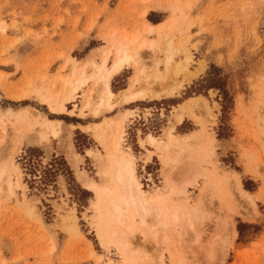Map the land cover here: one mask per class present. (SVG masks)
Here are the masks:
<instances>
[{"label": "rangeland", "instance_id": "rangeland-1", "mask_svg": "<svg viewBox=\"0 0 264 264\" xmlns=\"http://www.w3.org/2000/svg\"><path fill=\"white\" fill-rule=\"evenodd\" d=\"M159 2L0 0V190H5L8 178L14 190L11 197L7 191L0 193V246L7 245L11 256H22L31 264H87L89 258L96 264L90 254H100L97 228L91 221L83 228V215L78 219L75 208L100 197L84 187L88 180L102 187L107 178L97 175L99 161L105 158L99 137L109 140L118 116L130 111L132 115L123 119L122 146L127 151L132 147L127 134L134 131L137 144L128 152L141 189L149 195L160 188L167 197L161 204L175 206L180 220L178 226L156 224L157 232L152 237L148 234L151 242L144 247L122 248L126 264H264V202L252 209L244 198L259 193L261 182L252 177L237 188L229 177V165L213 152L217 138L228 135L235 137L230 165L240 158L245 163L264 160V48L254 39L264 35V0H165L171 5L167 15L152 7ZM189 4L196 7L189 10ZM99 16H103L102 28L96 24ZM164 20L168 23L158 28ZM146 24L156 26V31H147ZM189 25L203 38V52L195 63L185 53ZM94 27L105 36L107 46L97 42L101 50L92 61L73 56L81 34ZM120 43L138 56L111 78L113 102L127 88L174 92L94 117L97 100L84 108L95 85L92 67L99 66L104 56L109 67ZM169 55L171 60L165 64ZM205 58L214 70L207 75L200 71L189 79ZM81 73L88 79L56 113L64 94L60 79L75 81ZM37 113L60 122L54 126L57 137ZM141 131L145 140L152 135L157 144L148 143L141 150ZM86 146L94 154L77 172L76 157ZM45 158L51 161L45 179L71 172L70 186L76 194L63 214L70 219L61 216L55 240L51 212H33V197L26 198L23 191L36 186L37 177L29 173L37 160L43 167ZM12 165L19 173L20 188ZM112 241L123 242L118 235Z\"/></svg>", "mask_w": 264, "mask_h": 264}, {"label": "bare ground", "instance_id": "bare-ground-1", "mask_svg": "<svg viewBox=\"0 0 264 264\" xmlns=\"http://www.w3.org/2000/svg\"><path fill=\"white\" fill-rule=\"evenodd\" d=\"M159 25H157V27ZM149 47H152L151 43ZM115 51V58L109 67H106L108 59L107 56H104L99 66L92 67L94 74L91 78L95 79V85L90 90V98L86 100L84 108H88L94 100H97L95 104L96 106L93 109L94 117H97L105 112H111L115 107L122 106L124 104H130L136 101H145L146 99L159 100V95L162 93H165V95L173 94L174 89L168 88H165L160 92L152 91L149 87H142L136 90L127 88L121 91L117 95V100L113 102L112 99L115 97V94L109 87L111 78L121 72L125 64L130 61L129 57L138 56L137 53L132 54L127 49L126 45L121 43L116 46ZM170 60L171 55L166 58L165 64L169 63ZM67 61L72 62L73 60L68 58ZM113 66H117L115 72H113ZM198 71H202L201 68L195 73H189V79L194 77ZM87 79L88 77L85 73H81L75 81H70L69 78L60 79L64 94L62 95V99L57 103L58 109L56 113L60 114L62 112L65 103L71 102L77 88L84 84ZM135 82H137V80H135ZM178 85H181V82ZM191 106L192 105L190 104L188 108ZM130 115H132V112L127 111L124 115L118 116L119 121L118 123L113 124L109 140L107 139L106 141L104 136L99 137L105 147V158L101 159L98 164V172L100 175H107L104 185L102 187H98L96 182L92 180L87 181V189L89 191H92L93 186L99 189L98 193L100 195L99 203L101 205V210L97 211L99 220L98 226H100L101 235L105 237L106 241L109 239L115 240L117 235L119 238H122L121 234L125 230L138 229L142 222H145L149 217H151V224H147L146 231L150 236L151 234L157 232L156 228H154L156 227V224L165 226L169 223L173 226H178L180 220L175 206L169 204L168 202H165L164 205L161 204V201L167 199V197L161 194L160 188H154L149 195H146V193L141 189L133 157L122 146L123 119L130 117ZM0 116L2 117V115ZM37 117H41V114L37 113ZM43 120L44 124L46 123L48 126L47 128L51 129L52 135L57 137L59 132L54 130V126L60 125V122L50 121L48 119H44V117ZM178 120L179 122L182 121L181 115L178 116ZM86 129L89 128H85V130ZM167 135L171 136L170 133ZM148 136L149 135H147V139ZM152 140L155 143L149 142V144L151 146L156 145L157 140L153 136ZM11 170L15 175L16 184L22 186L16 166L12 165ZM5 185V190H0V193L8 191V188L11 185L9 178L6 180ZM181 192L183 195H186L185 190H182ZM137 219L140 223L136 222ZM127 224L130 225L128 226ZM71 230L74 231V228L71 227ZM153 239L155 238L153 237ZM126 254L129 255V252ZM90 256L94 257L96 260V255L94 253H91Z\"/></svg>", "mask_w": 264, "mask_h": 264}, {"label": "snow or ice", "instance_id": "snow-or-ice-1", "mask_svg": "<svg viewBox=\"0 0 264 264\" xmlns=\"http://www.w3.org/2000/svg\"><path fill=\"white\" fill-rule=\"evenodd\" d=\"M152 7L155 8L156 11L162 12L165 15L171 9V5L166 3L165 0H160L159 3L154 4ZM189 10H192L196 7L194 4L187 5ZM144 16L147 17V11L144 13ZM103 20V16H99L96 18V24L102 25L100 22ZM168 21L164 20L158 27L163 28ZM146 30L149 32L156 31V26L152 24L145 25ZM190 31L187 33L186 39L184 40L185 45V53L192 57L193 63H195V58L199 56L203 52V48L201 47L202 36L199 32L195 30L193 25H189ZM254 39H258L259 44L262 48H264V35L259 37H254ZM97 42L102 43L105 47L107 46V40L104 35L97 34V29L89 28L84 33L81 34L79 43L76 46V51L72 52L73 56L77 54L80 57L86 58L88 61H92L97 52L101 49L96 47ZM134 57H129L131 61ZM75 63V61H73ZM117 66H113V72L116 71ZM201 70L205 75L209 74L212 69L211 61L205 58L201 61L200 65ZM199 74V71H198ZM43 103V101H41ZM209 103H211L209 101ZM85 131L90 132V129H86ZM130 138V144L132 147L128 148L129 152L134 151L135 146L137 144V135L134 131H129L127 134ZM155 143L152 140V136L149 135L148 139H144V133L141 131L139 133V148L141 150L145 149L147 144ZM214 156L217 159H223L228 167V173L230 179L235 183L237 188H241L243 182L246 179L255 177L258 182H261V187L259 193L255 196L244 195V198L252 205V209L257 208L262 202H264V160L260 162H253L249 160L247 163L244 162L243 158L237 160L236 165H230L229 159L235 153V137L229 138L228 135H225L222 139L217 138L215 144L213 145ZM94 150L88 148L81 150L80 155L76 157V165L77 172L78 167L82 163L87 166L88 158L93 156ZM51 163L50 160L45 158L43 161V167H41V162L37 160V163L34 168L31 169L29 173L30 176H36V186L33 188L31 185L25 187L23 189L26 198L28 196H32V205H35V208H32V211L35 213H40L41 215H47L48 212H51V222H50V230H52V236L55 240L58 236V232L55 229L58 228L59 220L61 216H63L64 220L67 221L70 219V216H64L63 214L67 211L69 207H72V201L75 199V191L70 186L72 182V173L69 172L67 176L62 173L59 176L53 175L47 180V172L45 169ZM23 171V170H21ZM42 174V175H41ZM97 175H100L97 173ZM17 188H20V185L17 184ZM85 188L88 187L87 184L84 185ZM92 191L98 193L99 189L93 186ZM43 193V194H41ZM14 190L10 185L7 191V195L9 197L13 196ZM19 192H15L16 197H19ZM67 201V203H64ZM79 204V202H78ZM31 207V206H30ZM250 209V211H252ZM101 210V205L99 203V198L97 196L96 199L84 202L83 206H77L75 208L76 217L79 219L81 214L84 218V223L82 225L83 228L87 229L89 227V221L92 222L91 226L97 228V236L99 238V249L97 250L98 255H96V264H126V262L122 259L121 249L131 247L133 244H140L141 247H144L148 243L151 242L150 236L147 234V222H142L138 229H127L122 234L123 242H113L111 239L105 240V237L101 235L100 226L96 224L97 217L94 213ZM261 212H264V209H261ZM260 213L258 212L257 215ZM247 219V218H246ZM143 235V240L140 239V235ZM227 246V242L225 243ZM0 264H31L30 260H26L22 256H11V250L7 245L0 246ZM87 264H92V258H89Z\"/></svg>", "mask_w": 264, "mask_h": 264}, {"label": "crops", "instance_id": "crops-1", "mask_svg": "<svg viewBox=\"0 0 264 264\" xmlns=\"http://www.w3.org/2000/svg\"><path fill=\"white\" fill-rule=\"evenodd\" d=\"M138 103V101H136V102H132V103H130V104H124V105H122V106H135L136 104ZM129 110H131V109H129ZM132 111H134V109H132ZM139 117V116H138ZM87 125H80V127H86Z\"/></svg>", "mask_w": 264, "mask_h": 264}, {"label": "trees", "instance_id": "trees-1", "mask_svg": "<svg viewBox=\"0 0 264 264\" xmlns=\"http://www.w3.org/2000/svg\"><path fill=\"white\" fill-rule=\"evenodd\" d=\"M240 228H241V226H240ZM238 232L240 233V235H241V230L238 228Z\"/></svg>", "mask_w": 264, "mask_h": 264}]
</instances>
